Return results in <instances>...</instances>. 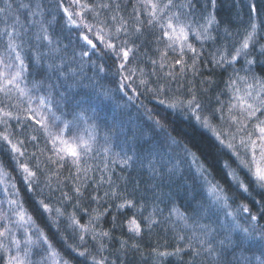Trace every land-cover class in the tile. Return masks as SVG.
<instances>
[{"label":"snow or ice","instance_id":"1","mask_svg":"<svg viewBox=\"0 0 264 264\" xmlns=\"http://www.w3.org/2000/svg\"><path fill=\"white\" fill-rule=\"evenodd\" d=\"M141 97L210 133L220 179ZM0 153L3 264H128L156 230L153 264H264V3L0 0Z\"/></svg>","mask_w":264,"mask_h":264},{"label":"trees","instance_id":"2","mask_svg":"<svg viewBox=\"0 0 264 264\" xmlns=\"http://www.w3.org/2000/svg\"><path fill=\"white\" fill-rule=\"evenodd\" d=\"M256 3L259 5L261 3H264V0H256ZM193 43L195 46L199 49L200 45L198 42H196L193 38ZM151 47V46H150ZM205 52L204 55L207 56L208 52L212 50L210 44H205L204 46ZM151 55V53H149ZM191 54L189 53V56ZM189 64L191 63V60L189 59ZM109 65H111V61H108ZM91 74V73H89ZM207 74V73H205ZM189 78L191 79V74L189 73ZM118 79V77H117ZM203 79V77H197L196 78V84L199 86L200 80ZM102 83L106 87H113V83H109V81L105 80L102 81ZM220 87H223L221 84ZM143 99L144 104L149 107L159 110L160 117L164 118L166 120L167 130L172 133L173 136H176L177 139L182 140L183 142L187 143L189 148L195 152L200 157V162H204L206 164H210L213 166V174L216 176L217 179H220V168L223 165L224 159H227V157H223L222 159H219L217 162V154L215 151V148H213V144L215 143L213 138L211 137L210 133L204 131L201 129L195 122L194 119H188L185 118V116L179 112L173 113L171 109H165L163 106L158 105L155 100H151L148 98L141 97ZM119 103V99L116 101ZM109 103V102H105ZM132 116L135 117L137 115H142V110L138 112L137 108L135 106L131 107L129 109ZM31 147H29V151H31ZM0 161H3L5 166L8 168V171L11 172L12 176L16 178V180L19 182L21 180L20 174L15 171L14 166L11 164L10 158L7 154L0 153ZM191 163V161H187L183 167L187 169L188 164ZM117 173H119V168H117ZM98 178V177H97ZM245 179H247V176H245ZM18 186L22 187V183H18ZM129 191H131V185H129ZM167 191V189H165ZM101 195H103V192L101 191ZM255 199L259 200L261 197L259 195L255 196ZM237 201H243L245 203L249 202V200L246 198L244 193H237ZM180 204H183V199L177 201ZM29 209L31 210V201L27 205ZM94 206V205H93ZM104 207H107V205H104ZM69 211H71V208H69ZM101 211H103V208H101ZM135 209H128L124 210L121 213H117L115 206L113 205L111 211L109 214L104 218L102 221L103 228L105 230L111 229L112 227V216L115 214L117 216V227L112 232L113 236V243L111 245V251H115L116 248H118V240L119 239H127L128 233H127V226L126 221L129 217L133 215L135 212ZM37 223L43 227L44 226V220L39 215L36 217ZM88 219L87 216H84L82 222H86ZM123 225V227H121ZM54 230H49V234L51 235ZM137 242L140 244V250L138 252H129L127 261L128 264H143V261L146 260L147 264H153L152 257L149 255L151 253V249L153 247H157L160 251H169L171 252L172 249L175 247L174 241L171 239V234L169 233L166 237L164 233L160 230H156L151 234L144 233L142 237L137 238ZM57 248H62V245L57 243ZM74 255V254H73ZM105 255H108V252H105ZM67 258V256H66ZM114 256H109V260L111 261L114 259ZM122 259L124 257H121ZM188 257H184V259H187ZM84 260V258H77L73 261V264H80V261ZM178 258L177 257H165L161 264H177ZM0 264H3V261H0ZM84 264H91L90 259L85 260Z\"/></svg>","mask_w":264,"mask_h":264}]
</instances>
